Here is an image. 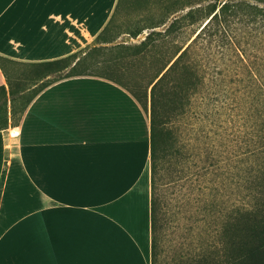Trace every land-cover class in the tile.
Instances as JSON below:
<instances>
[{"label": "crops", "instance_id": "0c3cea01", "mask_svg": "<svg viewBox=\"0 0 264 264\" xmlns=\"http://www.w3.org/2000/svg\"><path fill=\"white\" fill-rule=\"evenodd\" d=\"M127 2L0 0V86L12 61L86 47ZM0 264H152L150 104L116 79L63 77L0 128Z\"/></svg>", "mask_w": 264, "mask_h": 264}, {"label": "rangeland", "instance_id": "374dc122", "mask_svg": "<svg viewBox=\"0 0 264 264\" xmlns=\"http://www.w3.org/2000/svg\"><path fill=\"white\" fill-rule=\"evenodd\" d=\"M243 2L264 5L261 0H128L113 23L115 38L106 45L96 44L103 47L96 59L107 63L110 53L115 55L121 49L118 44L134 48L152 32L143 52L132 49L129 56L111 61L110 72L117 81L131 91L140 89L165 57L197 37L215 6L221 12L225 4ZM225 16L228 21L206 28L191 47L205 78L201 90L182 113L166 116L161 122L164 156L157 183L161 201L157 264H190L202 249V240L209 250L218 249L219 224L211 216L201 220L205 213L201 208L214 195L226 201L227 207L240 197V168L253 147L249 100L257 95L260 81L252 75L260 76L258 71L264 68V22L249 21L243 12L230 8ZM137 30L142 32L133 36ZM242 52H246L244 60L239 57ZM22 68L11 66L14 92L9 88L6 96L0 92V127L6 118L11 124L18 123L43 84L42 80L20 79L17 72ZM68 69L50 76L53 80L66 77ZM144 101L146 107L151 104L149 99L147 105ZM180 149H185L182 162Z\"/></svg>", "mask_w": 264, "mask_h": 264}, {"label": "trees", "instance_id": "16d2710c", "mask_svg": "<svg viewBox=\"0 0 264 264\" xmlns=\"http://www.w3.org/2000/svg\"><path fill=\"white\" fill-rule=\"evenodd\" d=\"M216 7L213 8L211 14L215 13L192 42L185 47H177L171 55L165 57L146 85L133 91L129 89L141 103L146 100L147 105L148 99L151 102L152 264H157L158 231L161 225V201L157 195L158 174L164 156V146H161V139L163 143L164 135L161 122L166 116L182 113L192 96L201 90L205 79L202 69L193 57L191 47L193 43L199 41L205 30L212 24L215 23L218 27L223 21H228L229 17L225 15L229 8L236 13L243 12V15L248 16L249 21L258 19V21L264 22V5L251 2L236 3L235 5L225 4L222 6L221 12H216ZM119 8L118 6V11ZM114 21L115 15L89 45L68 55L40 62L11 60L10 63H13L15 67L17 65L23 67L17 72L20 79H32V82L43 80V84L37 92L51 83L53 80L51 74L60 73L68 68L66 77L98 75L115 79L113 72H110L111 61H118L119 57L129 56L132 49L135 51L134 53L143 52L144 47L151 41L152 32L134 48L128 44H118V46L121 45V49L118 48L115 55L110 53L111 57L105 60L107 63H104L103 60L96 59L103 49L96 44L110 42L115 38V35L111 34ZM141 32L142 30H137L133 36H137ZM244 53H239L240 60L246 58ZM2 59L5 58L0 56V62ZM99 68L104 70H99ZM258 72L260 76H255V74L252 76L253 79L260 80L259 84L257 83L259 91L253 99L250 98L249 111L247 112L253 127V144H251L253 147L249 149L244 158L246 164L240 168L241 180L237 182L240 188V197L233 198L232 204L227 207L226 201H221V198H216L214 195L202 206L201 209L205 213L201 220H208L207 217L211 216L213 221L219 224L217 228L219 246L218 249L211 251L202 240V249L193 255L190 264H264V68ZM5 73L9 92L12 93L14 92L12 71L5 69ZM0 92L6 96L8 94L7 86L1 85ZM7 126L8 118L0 128ZM183 151L185 149H180L178 152L180 153L179 160L182 159ZM235 165L236 168L237 164ZM237 175L235 172V176ZM221 216H223L222 220H220Z\"/></svg>", "mask_w": 264, "mask_h": 264}, {"label": "bare ground", "instance_id": "6f19581e", "mask_svg": "<svg viewBox=\"0 0 264 264\" xmlns=\"http://www.w3.org/2000/svg\"><path fill=\"white\" fill-rule=\"evenodd\" d=\"M111 86H112V85H111ZM103 88H104V87H103ZM107 88H110V87H107ZM107 88L105 87L104 89L106 90ZM111 88H112V87H111ZM116 88H117V87H116ZM110 90H111V92H109L110 95H112L111 93H114V94H115V92L117 91V90H115V89H114L115 92H114V90L112 91V89H110ZM110 90H109V91H110ZM94 91H95V90H94ZM121 91H122V90H121ZM121 91H120V92H121ZM101 93H102V91H101ZM116 93H117V92H116ZM104 94H105V93H104ZM106 94H108V93H106ZM118 94H120V93H118ZM123 94H124V92H123ZM123 94H120V95H118V96H119V97H123ZM123 106L125 107V111H126V105H125V104H124V105H120V107L124 109ZM127 106H129V105H127ZM120 107H119V109H121ZM129 108H130V109H129ZM129 108H127V112H129L128 109H129L130 111H132V112L134 111V107L129 106ZM132 109H133V110H132ZM135 109H137V108L135 107ZM136 111L138 112V109L135 110V112H134V114H136V116H133V115H134L133 113H124V115H127V114H128V115H131V120L133 121V122H132V125H134V123H135L134 126H136V128H131V127H134V126H132V125H131V122H129V124H130V126H131V127H130V128H131V130H130L131 133H132V134L135 133L134 135H136V134L141 135L142 133H144L143 130H141V132H142V133H141V132H139L137 129H139L138 124L142 121V119L144 120V118L141 116V114L136 113ZM120 112H121V111H120ZM132 114H133V115H132ZM137 114H139V115H137ZM132 116H133V118H132ZM137 116H138V117H140V116L142 117V118H140L139 120L136 119L138 122H136V120H134V118H137ZM128 117H130V116H127V117L125 116L124 118L126 119V118H128ZM140 120H141V121H140ZM125 121L128 122V119H126ZM139 121H140V122H139ZM136 123H138V124H136ZM144 123H145V122H144ZM141 124H142V123H140L139 126H140V127H143L144 125L141 126ZM140 129H141V128H140ZM142 129H143V128H142ZM135 130H136V131H135ZM133 132H134V133H133ZM142 135H143V134H142Z\"/></svg>", "mask_w": 264, "mask_h": 264}, {"label": "built area", "instance_id": "2783aa9c", "mask_svg": "<svg viewBox=\"0 0 264 264\" xmlns=\"http://www.w3.org/2000/svg\"><path fill=\"white\" fill-rule=\"evenodd\" d=\"M13 133H16V134H18L19 132L16 130V131H13Z\"/></svg>", "mask_w": 264, "mask_h": 264}]
</instances>
